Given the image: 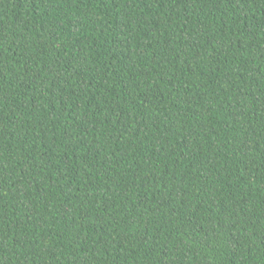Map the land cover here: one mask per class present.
<instances>
[{
	"label": "trees",
	"instance_id": "16d2710c",
	"mask_svg": "<svg viewBox=\"0 0 264 264\" xmlns=\"http://www.w3.org/2000/svg\"><path fill=\"white\" fill-rule=\"evenodd\" d=\"M0 264H264V0H0Z\"/></svg>",
	"mask_w": 264,
	"mask_h": 264
}]
</instances>
